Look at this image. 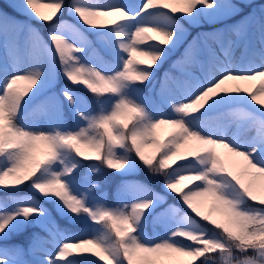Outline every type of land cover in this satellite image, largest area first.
Masks as SVG:
<instances>
[{
	"label": "snow or ice",
	"instance_id": "1",
	"mask_svg": "<svg viewBox=\"0 0 264 264\" xmlns=\"http://www.w3.org/2000/svg\"><path fill=\"white\" fill-rule=\"evenodd\" d=\"M253 3L10 0L15 12L48 24L51 43L34 34L30 62H0V264H79L93 249L107 264H213L215 258L264 264V79L255 91L236 83L264 78V2ZM101 15L113 18L99 25ZM231 16L240 20L197 33L187 44L175 63L202 64L203 75L186 72L180 98L162 85L161 102H171L172 111H156L141 85L185 43L181 22ZM65 17L79 26L65 24ZM10 28L31 30L0 10L6 47ZM201 36L216 38L225 59L212 53L209 62L198 47ZM257 42L258 66L228 58L232 46L251 52ZM105 58L114 66H103ZM57 61L66 83L42 101L55 123L30 126L25 109L55 82ZM239 101L259 106L249 142L208 122L210 113ZM65 114L77 123L69 126ZM111 185L131 202H97ZM150 219L165 225L162 236L146 234ZM85 226L95 234L76 231ZM36 227L52 238L53 249L44 247Z\"/></svg>",
	"mask_w": 264,
	"mask_h": 264
},
{
	"label": "rangeland",
	"instance_id": "2",
	"mask_svg": "<svg viewBox=\"0 0 264 264\" xmlns=\"http://www.w3.org/2000/svg\"><path fill=\"white\" fill-rule=\"evenodd\" d=\"M48 0H41V3H46ZM91 2L107 3L110 0H91ZM121 3H127L129 5H134L140 2V0H120ZM230 2H238V0H230ZM264 2V0H254L253 7L259 3ZM0 10H3L0 8ZM42 11H47V9H41ZM4 11V10H3ZM248 11V10H246ZM8 13V12H7ZM9 15L15 17L16 20L26 22L29 28L23 29H9V45L5 46L4 35L0 33V62L7 60L9 66L11 67L14 62L27 63L30 62L33 55V50L31 47L32 41L35 36H39L41 40L51 43L49 40V26L46 25L47 37L44 36L37 28V23H41L40 20H29L27 17L17 14ZM113 17L107 15H101L96 18V23L99 25H106ZM240 20V16H231L229 18H224L220 21L215 22H203L200 25H193L194 29H188V36L185 40V43L177 49L170 58L160 67L161 69L157 70L154 74L152 81L148 82L145 85H141L143 95L150 98L152 101L153 108L158 112L169 113L172 111L171 102L163 103L161 102L159 92L162 85H165L169 92L175 98H180L183 96V92L179 87V84L186 79L185 73L191 72L193 75L199 77L203 75L202 64H177L176 61L181 59V55L184 51V48L187 47V44L193 41V38L197 36V33H211L216 28H223L225 25H232L236 21ZM63 22L72 27H78L77 21L75 19L64 18ZM160 24H163V21H157ZM181 23H184L183 21ZM206 25V26H205ZM186 28V27H185ZM149 35L155 36V33H149ZM92 38L91 36L89 37ZM230 38L233 40L239 39L235 32L230 34ZM198 47L207 51L209 53V62L211 60L212 53L215 54L220 60L225 59L223 50L221 49L220 43L216 38L211 36L204 37L201 36L198 40ZM15 49V51L13 50ZM261 48L257 42L256 47L251 52H245L242 47L232 46L230 49V58L234 63L243 64L245 66L251 65L258 66L261 63ZM137 59H147V57H141L137 55ZM88 62L92 66H96L97 61L89 57ZM115 61L112 59L105 58L103 61V66L109 67L114 66ZM203 63V62H202ZM56 71V80L55 82L45 91L44 96L38 98L36 101H33L30 105L27 106L24 112L23 122L30 126H48L55 123L54 115L51 111V108L46 103H43L44 97L50 96L53 93H58L60 88L66 83L62 75V70L57 61L55 66ZM63 78V81H60ZM261 77H256L253 80L247 81H237L241 87H248L251 91H255L260 83ZM27 86V82L22 81L21 87ZM75 87V86H74ZM79 90V89H77ZM260 99H264V96H260ZM259 107L254 105V102H244L239 101L231 104H226L221 106L216 112L210 113L208 117V122L212 126H222L224 128L225 134L238 138L242 142H249L256 135V131L252 121V115H258L255 112V108ZM65 119L67 120L69 126L75 125L77 122L74 117H69L68 114H65ZM171 131V129H166ZM163 134H162V137ZM147 151V149H146ZM223 152V150H221ZM97 175V174H93ZM137 175H133L130 179H136ZM114 192L108 191L105 192L102 199H98L97 202L107 203L109 206H122L123 203H130L128 196L123 195L122 190L114 188ZM11 200L12 197H9ZM170 203L175 204V199H170ZM179 206V205H177ZM34 231L38 232L42 237L45 238L46 243L44 247L48 249H53L52 238L39 227H36ZM79 233H90L95 234L94 230L88 226L76 230ZM165 231V225L154 220H149L146 224V234L149 237L162 236ZM63 237H57L56 242H59ZM88 247H92L89 245ZM76 250L74 249V252ZM96 249H93V252L79 256V264H82V261H96L97 264H107L106 261H100L99 257L95 256ZM177 258L181 261H187L188 257L181 256L180 254H175ZM207 255V254H206ZM201 259V258H200ZM197 260L196 262H198Z\"/></svg>",
	"mask_w": 264,
	"mask_h": 264
},
{
	"label": "trees",
	"instance_id": "3",
	"mask_svg": "<svg viewBox=\"0 0 264 264\" xmlns=\"http://www.w3.org/2000/svg\"><path fill=\"white\" fill-rule=\"evenodd\" d=\"M9 3H10V0H0V6H1L2 8H4L5 10H7V11H9V12L15 13V11H14L12 8L8 7ZM46 25H47L46 23H40V24H39L40 28H42L44 31H45V27H46ZM186 25H187L188 27H190V28H193L192 25H188L187 23H186ZM77 89L81 90L79 87H78ZM138 175H139V174H137V177H138ZM113 188H114V185H111V186H109L108 189L111 191V190H113ZM77 230H78V229H77ZM212 255L215 257L216 254H212ZM201 259H203V258H201ZM82 263H83V264H94L93 261H90V262L83 261ZM195 264H199V261L196 262ZM213 264H221V261H220L218 258H215Z\"/></svg>",
	"mask_w": 264,
	"mask_h": 264
}]
</instances>
